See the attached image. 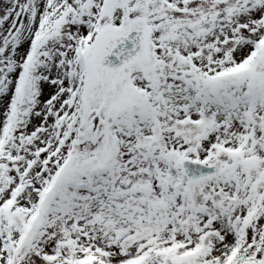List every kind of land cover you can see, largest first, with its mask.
<instances>
[{
  "label": "snow or ice",
  "instance_id": "1",
  "mask_svg": "<svg viewBox=\"0 0 264 264\" xmlns=\"http://www.w3.org/2000/svg\"><path fill=\"white\" fill-rule=\"evenodd\" d=\"M0 264H264V0H0Z\"/></svg>",
  "mask_w": 264,
  "mask_h": 264
}]
</instances>
